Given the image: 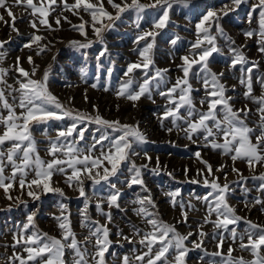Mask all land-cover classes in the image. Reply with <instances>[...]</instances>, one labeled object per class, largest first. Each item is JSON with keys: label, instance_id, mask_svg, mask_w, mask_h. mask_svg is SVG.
I'll return each instance as SVG.
<instances>
[{"label": "snow or ice", "instance_id": "snow-or-ice-1", "mask_svg": "<svg viewBox=\"0 0 264 264\" xmlns=\"http://www.w3.org/2000/svg\"><path fill=\"white\" fill-rule=\"evenodd\" d=\"M107 4L115 11L109 12L105 7V0H15L17 6L30 9V15L34 17L30 21V27L39 32L40 27L48 31H58L61 21L68 23L71 29L85 38L86 42L73 40L71 46L77 49H87L92 46L93 41L88 39L86 26L90 27L97 41L103 42L105 30L113 27L114 22L121 18L127 11H134L138 15L147 8H158L161 14L152 24V30L143 31L137 36L136 43L145 41L142 48L138 50L139 60L129 63L122 81L115 95L117 99H125L132 102L135 107L141 98L152 99L153 88H159L163 82H167L166 73L168 69L155 68L152 52L155 46L156 36L159 31L167 27L170 16L169 10L174 4L190 3V0H151L149 4L141 0H106ZM245 0H231V4L224 5L219 10L208 11L196 24V40L191 45L189 54L181 57L178 65L182 76L177 77L171 87L160 90L158 94L166 100L163 114L159 117L161 128L167 133L182 132L184 138L196 143L202 141L201 146L217 152L220 156H227L232 161V172L246 181V177L235 167L237 161L244 162L249 171L253 173V179L259 180L257 191L264 193V172L255 175L256 168H264V77L255 82L260 85V94L254 95L253 70L258 68L257 62H250L241 47H229L230 69L240 67L241 75L239 84L245 89L243 96L246 100L257 105L255 111L258 120L255 126L249 124L252 109L245 104L242 108H235L232 101L233 96L228 95L229 89L222 82L224 72H215L210 67V58L214 54L223 55L222 49L217 44V35L212 34L215 27L218 35L234 44L231 38L226 36L220 26V20L236 11ZM0 8L5 9L7 15L12 18L11 27H15V14L8 6L7 0H0ZM253 11L259 10L258 32L248 31L247 38L258 35L260 44L259 51L264 53V0L252 6ZM64 12H70L79 18L80 23L75 24ZM57 13L54 17L55 25L49 22V16ZM90 17L85 20L84 15ZM0 16V20H3ZM139 27V24H137ZM45 37L33 34L25 48L36 45L37 55L47 50V46L40 42ZM171 43L175 45L177 40ZM6 41H0V49L4 48ZM107 49H105L106 51ZM101 56L104 55L102 52ZM5 53L0 51V62L3 61ZM28 63L33 65L31 73L19 66L17 57L16 71L23 79H17L18 88L7 83L8 70L0 68V189L4 191L5 198L16 200L18 203L26 204V201L14 198L10 190L18 185L21 193L26 194L33 200H39L41 193H55L64 196L63 189L55 187L53 177L57 174L64 177V182L69 188L78 191L79 196L84 199L85 208L82 213L81 227L88 229V235L82 240L77 238L73 231L67 207L61 205L60 215L56 219V227L60 230L59 237L52 236L38 229L35 223V214H29L27 221L19 226V231L13 235V251L8 258V264H107L106 253L112 246L109 239L110 229L108 224L112 222L110 212H105L102 203H97L96 209L103 215L107 223L100 224L92 221L87 214L90 198L85 190V181H91L93 185L107 184L110 192L103 197V203L108 208H119L121 190L112 178L118 177L122 165H129L130 177L127 179V187L139 185L145 192H149L144 180L142 169H147L151 163V157L144 153L149 163L137 166L132 156L140 153L134 150V145L146 144L148 139L141 131L139 123L122 124L120 121H109L97 114L95 116L67 108L59 98L51 93L48 86V73L45 72L41 79H33L38 66L34 64L31 56ZM142 73V80L135 78L136 71ZM111 72V70H109ZM82 78L86 73L82 72ZM195 79L200 82L204 96L200 99V108H197L193 97L194 89L191 81ZM155 82V83H154ZM93 89L98 88V83L90 85ZM104 92L110 91L105 86ZM232 91L236 86H232ZM18 94V95H17ZM11 97V102L9 100ZM87 100V96H85ZM155 102V101H153ZM206 106V108H205ZM17 109L20 111L18 112ZM6 112V115L4 114ZM70 119L73 121L70 127L57 132L55 140L51 141L47 150L50 160L41 158L37 150V141L33 135L34 125H46L50 121H62ZM169 121L171 127H166L164 121ZM95 123L105 129H110L116 136L102 134L93 138L90 146L84 147L80 142L85 139L86 128H80V124ZM7 145V147H5ZM99 155H95L96 152ZM196 161L204 165L203 169L197 170L201 180L193 179L190 183L202 185L210 191L207 195L199 198L205 203V216L203 223L198 225L196 233L188 232L181 234L175 225L164 222L155 211L156 203L151 195L138 198L133 201L138 205L134 209L135 214L141 217L147 230L133 227V236L138 240L124 236L122 231L117 235L128 243H137L141 250L134 257L127 255L122 257L121 264H187L190 251L199 249L203 256L200 257L202 264H264V225L257 224L246 217L237 214L236 208L229 202L230 196L235 191L231 184H221L216 177L213 165L205 160L200 151L194 153ZM226 164H221L215 172H223ZM10 169V172L8 170ZM151 171H160L159 160L156 167ZM185 169V173H187ZM8 173V174H6ZM210 177V178H209ZM227 181V175H225ZM245 193L249 190L242 189ZM180 191H171L166 195L170 197L173 207L181 209V219L178 223H188V213L195 206L189 203L187 206L178 201ZM256 205H261L264 211V199L257 196L251 202L245 203L249 210ZM214 217V219H213ZM243 222L248 225L243 233L237 231L239 224ZM211 224L213 228L212 238L216 240V251L209 253L204 246L208 233L204 231L205 225ZM193 235L196 240H190ZM226 240H231L233 245H238V250L248 253L252 258L245 259L243 255L233 256L237 250L229 245L227 252L223 251ZM191 244V247L188 244ZM89 245L92 250L89 251ZM26 253V255H24ZM70 256V259L66 258ZM204 257H210L205 260Z\"/></svg>", "mask_w": 264, "mask_h": 264}, {"label": "rangeland", "instance_id": "rangeland-1", "mask_svg": "<svg viewBox=\"0 0 264 264\" xmlns=\"http://www.w3.org/2000/svg\"><path fill=\"white\" fill-rule=\"evenodd\" d=\"M68 2L72 3L74 0H68ZM116 2L119 3L120 0H116ZM141 2L149 4L151 0H141ZM257 2L258 0H245L236 11L229 12L227 16L220 20L221 28L226 36L234 41V44H230L228 40L220 37L215 27H213L212 34L217 35V44L222 49L223 55L214 54L213 58H210L211 69L217 73H225L222 82L229 89L228 95L234 97L232 101L234 107L242 108L247 104L253 110L248 121L251 126H255L258 120L255 111L257 105L244 98L243 92L245 89L239 84L238 79L241 75L240 67L229 68L230 55L228 49L229 47H241L250 62L258 63L259 67L253 70L254 95L258 96L261 89L255 81L264 77V53L259 51L258 35H254L252 38L245 36L248 31L258 32L259 10L253 11L252 9V6ZM7 3L15 14V27L18 29V32L13 31L11 27L12 18L7 15L5 9L0 8V16L4 18L0 20V26L2 27H0V41L7 42L4 48L0 49L5 53V56L7 55L0 62V68L8 70L6 79L9 85L18 88L17 79H23L16 71V57H19V66L31 73L33 65L28 64L27 58L31 56L34 64L38 66L36 75L32 78L41 79L43 74L47 72L49 90L59 98L65 107L93 116L97 114L98 110V114L104 119L109 121L118 120L122 124L139 123L141 131L144 132L149 141L146 144L134 145V150L140 155L131 157L137 166L149 163L145 159L144 153L151 157L149 167L142 169L143 180L149 192H145L139 185L127 187L126 181L131 175L127 164L122 165L118 177L112 178L114 182H117L122 193L119 208L109 209L107 204L103 203L102 198L106 197L111 191L107 184L93 185L91 181H85V190L90 198L87 214L91 220L100 224L107 223L106 218L97 211V203H102L104 211L110 212L112 216V222L108 224L110 229L109 239L112 241V246L109 248V252L106 253L107 264H121L123 256L134 257L138 254V252L133 251L134 248L141 250L139 244L135 242L130 244L117 233L122 231L124 236H129L135 241L139 237L133 236V227L147 230L148 226L144 220L135 214L134 209L138 205L134 204L133 201L149 194L156 203V208L152 211H155L161 220L175 225L181 234L197 232L198 225L203 223V217L205 216V203L199 198L207 195L210 189L204 187L202 183L189 182L193 179L202 181V177L197 175V170L203 169L204 165L196 161L194 156L196 151H200L203 158L213 165L214 174L219 177L221 184L228 182L235 189L229 198V202L236 208L237 214L257 224L264 225V211H261V205H256L250 210L244 206L245 203L251 202L257 196L264 199V193L257 191L261 181L252 178L253 173L249 171L247 165L241 161H237L235 164V167L247 178L246 181H241L240 177L232 172V161L229 157H222L217 152L203 148L200 140L193 143L185 139L182 132L167 133L161 128L159 119L163 114L166 100L158 92L171 87L177 77L182 76L178 65L182 62L181 57L189 54L191 45L196 40V24L208 11L219 10L226 4L230 5L231 0H190V3L187 4L177 3L173 5L169 10V23L156 36L152 52L155 68L168 69L166 73L167 82L161 83L159 88H153L152 99L141 98L135 107L132 102L117 99L115 92L122 81L127 79L124 72L128 64L139 60L138 50L144 46L145 41H140L137 44V36L143 31L152 30L153 22L161 14L160 9L147 8L139 15L134 11L123 13L121 18L114 22L113 27L104 31L102 43L97 41L91 28L86 26L88 39L93 41L92 46L87 49H77L71 46L70 42L73 40L86 42L85 38L72 30L68 23L62 20L58 31H48L41 26L39 32H36L30 27V21L34 19L30 15L31 10L22 5L17 6L15 0H7ZM105 7L109 12L115 14V11L107 4L106 0ZM81 14L84 15L85 20H90L88 15ZM56 15L57 13H53L49 16V22L54 28L56 27L54 21ZM63 15L67 16L72 23H80L79 18L73 16L70 12H64ZM137 24H139V27H137ZM33 34L45 37L40 43L46 45L47 50L41 55L36 54L38 51L36 45L31 48L24 47L26 43L30 42ZM177 37L179 39L173 45L171 41ZM124 48L130 49H128L129 54L121 58L120 52ZM105 49L107 50L105 51ZM102 52L104 55L101 56ZM39 59L41 61L44 59V63L39 64ZM82 72L86 73L84 78H82ZM135 78L137 81L142 80V73L139 70L136 71ZM92 83H98V88L93 89L90 86ZM191 83L194 89H199V91H194L192 95L197 108H200L199 101L204 96L203 89L199 81L193 79ZM233 85L236 86L235 91L231 90ZM105 86L109 87L110 91L104 92L102 89ZM85 96H87V100H85ZM9 100L11 102V97H9ZM17 111L20 110L17 109ZM4 114L6 115V112ZM72 123V120L65 119L50 121L46 125L33 126L37 150L42 159H51L47 154L50 142L56 139L58 131L70 127ZM151 123L156 124V126H151ZM164 125L165 128L171 127L170 122L167 120L164 121ZM79 127L87 129L85 139L80 142V145L84 147L90 146L93 138H98L102 134L118 135V133L100 127L95 123L85 122L80 124ZM0 131H2V128H0ZM176 136L179 138L175 141ZM95 155H99V152L97 151ZM157 160H159L160 171L155 173L151 169L156 167ZM221 164H226L227 167L224 168L223 172H215V169ZM185 169L188 170L187 173H185ZM8 172H10V169ZM261 172H264V168L258 166L255 175H259ZM225 175H227V181H225ZM53 183L55 187L63 189L64 196L55 193H41L39 200H33L26 192L21 193L18 185H14V188L10 190V195L26 201V204L18 203L15 199H6L4 191L0 189V264H8V258L12 256L13 251H20L19 248H12L13 235L19 231V226L26 223L29 214H35V223L39 230L59 237L60 230L56 227L55 218L60 215L61 205L63 204L67 207V213L70 216L72 228L77 238L82 240L88 235V229L81 227L82 213L85 208L84 199L79 196L78 191L67 186L63 176L55 175ZM244 188L249 191L245 193L242 191ZM176 190L181 193L177 197L178 201L183 202L185 206L189 203L195 206L188 213L187 224L178 223L181 219V209L179 206L173 207L170 203V197L166 195L168 192ZM247 227V224L241 222L237 227V231L243 233ZM204 231L209 234L204 241V246L209 253L215 252L217 249L216 240L212 238V225H205ZM196 239V235L190 237V240ZM229 245L237 248L233 252V256L243 255L248 260L252 258L248 253L240 252L238 245H233L231 240H226L223 246L225 254ZM188 246L191 247V244L189 243ZM91 250V245H89V251ZM201 256H203V253L199 249L190 251L187 264H202ZM66 258L70 259V256H66ZM209 258L204 257L205 260Z\"/></svg>", "mask_w": 264, "mask_h": 264}, {"label": "bare ground", "instance_id": "bare-ground-1", "mask_svg": "<svg viewBox=\"0 0 264 264\" xmlns=\"http://www.w3.org/2000/svg\"><path fill=\"white\" fill-rule=\"evenodd\" d=\"M0 27H1V26H0ZM1 28H2V27H1ZM20 28H21V27H20ZM5 31H6V30H5ZM8 35H9V34H8ZM5 38H6V37H5ZM7 38H8V37H7ZM114 40H115V39H114ZM128 49H129V48H124V49L122 50L123 53L120 52V57H121V58H124V57L128 56V54H129L128 51L130 50V49H129V50H128ZM8 50H9V49H8ZM9 52H10V51H9ZM7 54H8V53H7ZM6 56H7V55H6ZM6 56H5V57H6ZM13 56H14V55H13ZM9 57H10V54H9ZM23 57H24V56H23ZM28 57H29V56H28ZM28 57H27V58H28ZM7 58H8V57H7ZM16 58H17V57H16ZM9 59H10V58H9ZM36 59H37V58H36ZM37 60H38V59H37ZM9 61H10V60H9ZM19 61H20V60H19ZM11 62H12V61H11ZM42 62L44 63V59H43L42 61L39 59V62H38V63H39V64H42ZM8 63H9V62H8ZM14 63H15V62H14ZM28 64H29V63H28ZM28 64H27V65H28ZM12 65H13V64H12ZM37 65H38V64H37ZM30 67H31V66H30ZM59 93H60V92H59ZM63 94H64V93H63ZM61 95H62V94H61ZM124 108H125V107H124ZM110 112H111V111H110ZM121 112H122V111H121ZM118 113H119V112H118ZM146 121H147V120H146ZM151 126H156V124L151 123ZM151 126H150V127H151ZM177 138H179V137L176 136V137L174 138V140L176 141Z\"/></svg>", "mask_w": 264, "mask_h": 264}]
</instances>
